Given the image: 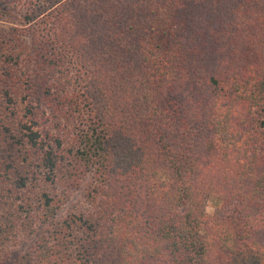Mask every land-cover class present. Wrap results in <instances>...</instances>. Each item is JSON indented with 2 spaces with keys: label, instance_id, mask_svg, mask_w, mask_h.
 Here are the masks:
<instances>
[{
  "label": "trees",
  "instance_id": "1",
  "mask_svg": "<svg viewBox=\"0 0 264 264\" xmlns=\"http://www.w3.org/2000/svg\"><path fill=\"white\" fill-rule=\"evenodd\" d=\"M4 1L0 264H264V0Z\"/></svg>",
  "mask_w": 264,
  "mask_h": 264
},
{
  "label": "rangeland",
  "instance_id": "2",
  "mask_svg": "<svg viewBox=\"0 0 264 264\" xmlns=\"http://www.w3.org/2000/svg\"><path fill=\"white\" fill-rule=\"evenodd\" d=\"M7 1L0 0V7L5 8ZM0 26L3 28L7 27V23L0 22ZM79 190L70 194V199L66 206L61 210V215L66 214L71 208L80 204ZM206 212L210 215L213 212L212 203H209ZM13 232H16L15 238L10 237L9 242L6 244L7 260L3 264H18L19 259L26 252L31 240L34 235L33 231L26 229L24 224L19 221L15 225ZM12 232V233H13Z\"/></svg>",
  "mask_w": 264,
  "mask_h": 264
}]
</instances>
